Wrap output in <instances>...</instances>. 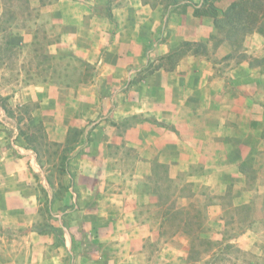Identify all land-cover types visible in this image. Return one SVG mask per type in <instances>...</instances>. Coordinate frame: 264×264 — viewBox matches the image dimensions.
Masks as SVG:
<instances>
[{
	"label": "crops",
	"instance_id": "0c3cea01",
	"mask_svg": "<svg viewBox=\"0 0 264 264\" xmlns=\"http://www.w3.org/2000/svg\"><path fill=\"white\" fill-rule=\"evenodd\" d=\"M236 1L26 0L28 10L8 47L32 43L42 23L39 17L28 18L35 11L57 30V40L49 45L52 52L73 55L95 74L74 88L49 81L27 85L8 103L41 101L59 144L69 127L86 128L100 110L102 119L94 130L99 138L68 162L75 196L73 209L62 217L67 229L60 231L52 219L46 225L55 232L36 233L30 228L39 220L42 204L29 183L30 167L39 168L37 160L21 141L3 144L0 109V264H157V255L165 257L162 264H179L189 250L182 231L170 235L186 240L180 250L167 242L163 253L152 250L162 239L164 212L202 206L205 233L222 221L226 206L216 198L204 202L202 191L226 185L240 191L239 199L227 206L233 210L250 204L240 198L252 192L264 198L259 80L249 62L227 57L226 43L218 44L214 57L207 50L216 31L206 12L209 7L224 12ZM2 11L0 0V15ZM184 42L192 46L184 48ZM158 167L170 185L165 203H159L158 189L148 179ZM245 167L254 170L251 185ZM41 183L44 187L45 180ZM257 213L251 214L254 222ZM6 228L16 231L3 233ZM246 236L238 241L243 250L250 249ZM220 238L219 233L209 237Z\"/></svg>",
	"mask_w": 264,
	"mask_h": 264
},
{
	"label": "rangeland",
	"instance_id": "374dc122",
	"mask_svg": "<svg viewBox=\"0 0 264 264\" xmlns=\"http://www.w3.org/2000/svg\"><path fill=\"white\" fill-rule=\"evenodd\" d=\"M3 11L0 15V109L2 110L4 127L2 132L4 135L5 144L7 147L13 146L17 142H22L26 150L31 151L37 160L38 169L33 170L30 167V186L36 188V198L40 206V218L34 224L37 227L51 223L50 220L57 221L56 224L60 231L63 228L67 229L63 215L70 209L72 205L70 201L74 198V193L70 190L73 185V175L68 171V162L71 158L81 154H85L86 147L99 138V133L94 130L96 125L102 119L101 113L98 112V117L88 119L86 128L69 127L66 131L64 144H59L53 140L55 136V127L51 115H43L42 107L37 100L18 103L12 100L8 103V99L13 98L18 94L24 86L40 84L46 81L62 85L65 88H74L90 81L94 74V68L91 65H85L81 61L74 58L73 55L65 51L52 52L50 44L57 40V30L50 26L47 21H44L43 16H39L37 12L29 11L27 16L30 19L42 20L38 23V29L34 33V40L28 46L22 48L8 47L7 42L11 34L19 31L22 25L24 13L28 10L26 0H1ZM42 2L48 0H41ZM22 21V22H21ZM259 35V34H257ZM220 35H216L211 42V46L207 48L211 57H214V51L218 46ZM228 58L234 61L246 60L249 62L257 78L260 87L258 97H262L264 103V65L259 62L264 58V37L255 33L247 35L239 46H229ZM206 50L205 46L203 47ZM203 50V51H204ZM206 52V51H205ZM177 55L180 52H176ZM217 61V59H215ZM129 71V70H128ZM71 95V93H70ZM72 96V95H71ZM88 108V107H87ZM65 109L62 110V114ZM99 120V121H98ZM91 146V145H90ZM89 152V151H87ZM91 151L89 154L93 153ZM246 168V167H245ZM246 182L251 185L254 181V170L246 168ZM165 170L161 167L155 169V176H148L149 182L158 189L160 196L159 203H165L168 197L170 185L167 182ZM45 180L42 187V180ZM187 194L191 192V188H187ZM169 191V190H168ZM236 193L226 185L222 190H205L204 194L206 201H212L214 198L220 201L224 206L222 221L215 222L213 226H208L205 230L207 238L219 233L220 239L216 242H222L233 247L232 250L219 255L224 257V261H214L208 256H204L202 260L193 264H264V198L257 193L250 196H242L240 200L250 199L251 203L246 206H241L235 210L230 209L231 201L237 200L240 197V191ZM55 201H60V205H56ZM55 203V204H54ZM253 210L258 211V221L251 220ZM173 212L175 210H168ZM197 213V217L204 219L203 207L194 206L193 213ZM57 214L58 217H53ZM199 214V215H198ZM59 218L61 223H58ZM162 228V239L158 245H154L151 249L163 253L164 245L167 242L174 250H180L185 246L186 240L170 239V235L175 233V229L169 223H165ZM12 229H4L3 233L14 232ZM16 231V230H15ZM194 232V231H193ZM246 234V243L249 245V250H243L239 247V237ZM63 240V239H62ZM212 241H215L214 239ZM224 241V242H223ZM64 245V241H61ZM224 246V245H222ZM220 247L222 249L223 247ZM239 249L247 254H239L235 251ZM216 248L214 251H217ZM218 255V256H219ZM157 264H162L165 257L157 255ZM175 258V252L173 253ZM179 264H187L185 262Z\"/></svg>",
	"mask_w": 264,
	"mask_h": 264
},
{
	"label": "trees",
	"instance_id": "16d2710c",
	"mask_svg": "<svg viewBox=\"0 0 264 264\" xmlns=\"http://www.w3.org/2000/svg\"><path fill=\"white\" fill-rule=\"evenodd\" d=\"M199 12L196 10V13ZM206 13L213 19L216 35H220L218 44L226 41L229 46H239L243 39L251 33H257L264 37V0H237L224 12L219 13L214 8L209 7ZM214 37L212 36L210 40ZM191 46V43H183L184 48H190ZM203 47L204 44H197V48ZM259 64L264 65V58ZM193 209L194 206L190 204L187 208H180L173 212L167 210L164 212L167 215L166 221L161 223V227L164 223H169L175 229V232L180 230L188 237L187 264L198 262L204 259L205 255L217 262L226 260L220 255L232 250L233 247L207 238L204 234V222L201 221L199 214V217H197L199 212L193 213ZM30 230L43 233L44 231L55 232L56 229L48 225L41 227L33 225ZM221 246L222 249H220ZM216 248L219 249L214 251ZM235 251L239 254H247L236 248ZM219 253L221 254L219 255ZM209 264L211 263L209 262Z\"/></svg>",
	"mask_w": 264,
	"mask_h": 264
}]
</instances>
